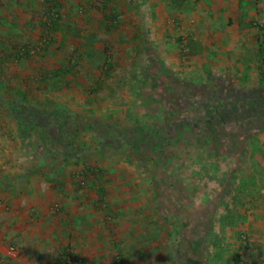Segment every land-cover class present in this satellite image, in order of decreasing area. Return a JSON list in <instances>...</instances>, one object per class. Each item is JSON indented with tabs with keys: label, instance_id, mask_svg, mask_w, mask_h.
I'll list each match as a JSON object with an SVG mask.
<instances>
[{
	"label": "rangeland",
	"instance_id": "374dc122",
	"mask_svg": "<svg viewBox=\"0 0 264 264\" xmlns=\"http://www.w3.org/2000/svg\"><path fill=\"white\" fill-rule=\"evenodd\" d=\"M218 3L245 60L185 58L191 0L0 1V264H264V0Z\"/></svg>",
	"mask_w": 264,
	"mask_h": 264
},
{
	"label": "crops",
	"instance_id": "0c3cea01",
	"mask_svg": "<svg viewBox=\"0 0 264 264\" xmlns=\"http://www.w3.org/2000/svg\"><path fill=\"white\" fill-rule=\"evenodd\" d=\"M191 1L194 5L192 9L188 10V13L181 9L180 11L176 10L174 12L175 14L171 16L173 18L169 23L175 32H179V41L181 42L182 40L187 47L185 48L188 50V53L185 58H189V60L198 58L200 60L211 61L218 59L219 55H221L225 57L224 59L229 60L228 52L235 49L236 59L239 57L238 59L245 60L246 58L242 53L247 46L246 44H248V37L239 40L240 44H234L235 41L229 39L228 35L236 33L244 36V34H248L247 32L250 31L251 25L248 22L247 16L242 14L237 6L229 10H224V5L219 4V0ZM211 1L217 3V8L215 9L216 15L209 7V4H207ZM17 11L19 12V10ZM32 16L33 14L29 15V17ZM152 25L155 28L156 21ZM212 46H217L220 49L214 56H208V49ZM236 47L238 48L236 49Z\"/></svg>",
	"mask_w": 264,
	"mask_h": 264
},
{
	"label": "trees",
	"instance_id": "16d2710c",
	"mask_svg": "<svg viewBox=\"0 0 264 264\" xmlns=\"http://www.w3.org/2000/svg\"><path fill=\"white\" fill-rule=\"evenodd\" d=\"M26 56H30V54L28 53V52H26V54H25ZM25 55H20V54H15V56L17 57V58H24L25 57ZM218 101H214V100H211V101H209V103H206L207 105H209V106H211V107H214L215 108V104L217 103ZM204 105H205V103L203 102V101H196V108L195 107H190L189 109H188V113H191V115H195V117L196 118H198V119H200L201 117H203L204 119L205 118H222L223 119V115L225 114V113H227V111H225V107H224V105L223 106H221V108H216L217 110L216 111H213V112H211V111H208V110H204ZM213 108V109H214ZM28 122H29V124L31 125L29 128H32L34 131L36 130L37 131V129L39 128L38 126H37V120H32V119H29L28 120ZM46 135H48V133H45ZM48 137H49V135H48ZM46 137H42V139H45ZM50 138V137H49ZM47 139V138H46ZM66 161L68 162V163H74V164H77L78 162L77 161H71V160H69V157L67 156L66 157ZM27 192V188H22L21 189V191L19 192V195L20 194H22V193H26Z\"/></svg>",
	"mask_w": 264,
	"mask_h": 264
},
{
	"label": "built area",
	"instance_id": "2783aa9c",
	"mask_svg": "<svg viewBox=\"0 0 264 264\" xmlns=\"http://www.w3.org/2000/svg\"><path fill=\"white\" fill-rule=\"evenodd\" d=\"M12 251H14V249ZM63 264H81V260L78 259V257L71 255L65 260Z\"/></svg>",
	"mask_w": 264,
	"mask_h": 264
}]
</instances>
